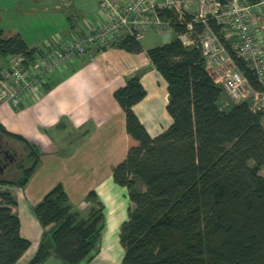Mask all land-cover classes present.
<instances>
[{"label":"trees","instance_id":"trees-1","mask_svg":"<svg viewBox=\"0 0 264 264\" xmlns=\"http://www.w3.org/2000/svg\"><path fill=\"white\" fill-rule=\"evenodd\" d=\"M209 25L219 32L214 20ZM196 29L200 32L202 26ZM183 31L177 26L173 40L146 51L166 82L171 124L165 131L151 137L133 109L146 96L140 74L113 93L125 113L129 138L126 158L112 171L131 202L119 228L121 264H264L263 113L253 111L249 101L223 107L224 88L207 70L200 48L182 44L177 34ZM225 45L251 87L260 90L246 61L229 42ZM111 47L143 51L134 35ZM38 53L19 33L0 28L5 62L21 56L28 64ZM0 136L3 161V150L15 155L18 149L12 142L25 150L0 175V264H16L31 243L20 234L12 189L28 184L41 152L1 123ZM85 200L93 206L83 216L57 184L31 206L43 234L30 264H43L51 256L65 264H83L98 254L104 206L95 191Z\"/></svg>","mask_w":264,"mask_h":264},{"label":"crops","instance_id":"crops-1","mask_svg":"<svg viewBox=\"0 0 264 264\" xmlns=\"http://www.w3.org/2000/svg\"><path fill=\"white\" fill-rule=\"evenodd\" d=\"M101 19L96 0H0V28L7 34L19 33L37 51L56 40L69 41L94 28ZM253 25L264 54V16L255 18ZM169 41L166 36L162 42ZM142 46L140 53L111 47L92 58H76L62 72L47 78L37 100L26 98L18 109L9 104L0 106V123L41 152L28 184L12 190L20 234L31 243L16 264H30L42 238L43 228L31 206L57 184L63 185L70 202L83 216L93 206L85 200L87 194L95 191L98 195L104 206L105 227L98 254L83 264H109L107 241L112 235L119 240L120 225L131 205L127 188L112 177L113 168L126 158L129 146L125 113L113 93L140 74L146 96L133 107L138 117L145 109H156L158 104L162 107L168 101L166 82L146 52L157 45ZM8 61L0 58V67ZM221 103L229 108L234 102L225 92ZM50 128L56 131L47 133ZM81 128H87V133L78 135ZM66 148L70 149L64 154ZM43 264L65 263L51 256Z\"/></svg>","mask_w":264,"mask_h":264},{"label":"built area","instance_id":"built-area-1","mask_svg":"<svg viewBox=\"0 0 264 264\" xmlns=\"http://www.w3.org/2000/svg\"><path fill=\"white\" fill-rule=\"evenodd\" d=\"M102 19L97 25L71 40H56L25 64L21 56L0 67V106L18 109L26 98L37 100L47 78L62 72L76 58H92L95 53L126 35L139 38L156 32L166 35L177 26L184 46H198L206 68L233 100L249 101L253 111L264 116V54L254 30L255 18L264 16V0H96ZM170 13V16H169ZM214 20L215 32L209 25ZM202 30L197 31V25ZM254 72L262 88L255 90L236 67L227 47Z\"/></svg>","mask_w":264,"mask_h":264},{"label":"rangeland","instance_id":"rangeland-1","mask_svg":"<svg viewBox=\"0 0 264 264\" xmlns=\"http://www.w3.org/2000/svg\"><path fill=\"white\" fill-rule=\"evenodd\" d=\"M166 36L170 37V39L172 40L175 38L176 35H175V32H171V33L166 34V35H161V34H158L156 32H148V33L142 34L139 37V40H140L141 44H143L144 46H148V45L160 46V45L165 44V42H162V41H163V38H165ZM105 49H107V47L101 51H104ZM0 58L3 59L2 57H0ZM139 119L142 122V124L145 126V128L147 129V131L151 137H155V136L159 135L160 133L165 131L169 127V125L171 124V117H170V115L166 109V104L165 105L163 104L162 107H160V105L158 104L156 109H151V108L149 110L145 109V112H142L140 114ZM53 130H54V128H50V129L45 130V131L47 133H50ZM54 131H56V130H54ZM86 131H88L87 128H81L80 133L78 132V135L79 134L82 135L84 133H87ZM70 145H72V144H68L67 147ZM18 148L19 149H17L16 151H17L18 159H19L20 156L25 152V150L21 145H19ZM69 149L70 148H66L63 153L67 154ZM9 169H14V166L12 165ZM14 174L15 173H11L10 174L11 177H14ZM117 236H118V234L116 235V237ZM108 240L109 241H107V250L108 249L110 250V252H109L110 255H107V256H109V258H107V260L110 259L109 264L110 263L119 264L121 259H122V253H123L122 246H121L119 240L113 239V235L110 236ZM107 264H108V262H107Z\"/></svg>","mask_w":264,"mask_h":264},{"label":"water","instance_id":"water-1","mask_svg":"<svg viewBox=\"0 0 264 264\" xmlns=\"http://www.w3.org/2000/svg\"><path fill=\"white\" fill-rule=\"evenodd\" d=\"M3 140L0 136V141ZM1 146V143H0ZM1 153V152H0ZM2 154L4 155L5 161H3L2 157H0V175H2L5 172V169L13 164L17 159L14 156V154H10L7 150H3Z\"/></svg>","mask_w":264,"mask_h":264},{"label":"flooded vegetation","instance_id":"flooded-vegetation-1","mask_svg":"<svg viewBox=\"0 0 264 264\" xmlns=\"http://www.w3.org/2000/svg\"><path fill=\"white\" fill-rule=\"evenodd\" d=\"M14 153H15V155H14V156L17 158V157H18V155H17V151H15Z\"/></svg>","mask_w":264,"mask_h":264}]
</instances>
